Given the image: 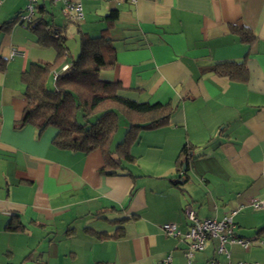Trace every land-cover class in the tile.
Masks as SVG:
<instances>
[{
  "label": "crops",
  "instance_id": "1",
  "mask_svg": "<svg viewBox=\"0 0 264 264\" xmlns=\"http://www.w3.org/2000/svg\"><path fill=\"white\" fill-rule=\"evenodd\" d=\"M80 1L98 18L79 26L88 36H98L104 16L117 10L107 33L116 62L100 79L119 82L123 96L170 103L174 111L167 126L140 131L130 148L134 163L103 173L99 149H58L54 127L41 135L30 124L15 127L26 104L21 72L32 62H52L56 50L18 19L0 30V264H157L168 253L171 264H187V240L164 235L161 225L175 223L184 233L185 205L199 218L219 219L239 204L234 230L251 245L227 248L233 263L247 261L232 259L260 246L264 235V208L249 205L264 200V0ZM26 2L0 0V23ZM50 2L39 1L36 17L67 38L68 27L48 13ZM232 26L248 28L254 41L240 42ZM243 59L245 83L208 71ZM184 145L191 155L182 171ZM10 220L21 229H6ZM215 245L208 240L191 264L213 257Z\"/></svg>",
  "mask_w": 264,
  "mask_h": 264
},
{
  "label": "trees",
  "instance_id": "2",
  "mask_svg": "<svg viewBox=\"0 0 264 264\" xmlns=\"http://www.w3.org/2000/svg\"><path fill=\"white\" fill-rule=\"evenodd\" d=\"M19 14V13H18ZM18 14L0 23V30H7L18 19ZM117 18V10L111 9L103 20L106 26L98 36H88L79 32V52L68 58V48L64 36L54 37L59 29H48L51 26L46 20L35 17L29 28L37 40L46 44L51 42L56 50L52 62H32L21 72L20 80L24 86L25 107L15 127L26 124L35 127L38 135L49 126L56 129L52 145L58 149L90 152L99 149L104 157L101 172L115 174L123 170L124 164L135 162L131 145L138 138L140 131L167 126L174 108L170 103L139 102L119 94L125 89L119 82L101 80V71L114 67L116 52L108 38V29ZM240 42L250 44L254 36L246 27H231ZM4 64L0 60V66ZM66 65L65 69H61ZM57 74L53 87H47L51 72ZM219 76L229 80L245 83L248 69L245 59L239 62L224 61L208 68ZM126 120L123 137L111 147L113 137L118 129V116ZM191 147L184 145L177 157L178 170L181 169V158L191 155ZM186 174V172H182ZM186 176V175H185ZM177 185V181H172ZM8 230L21 229L12 220L6 224ZM261 228L258 232H263ZM108 235L97 233V237Z\"/></svg>",
  "mask_w": 264,
  "mask_h": 264
},
{
  "label": "built area",
  "instance_id": "3",
  "mask_svg": "<svg viewBox=\"0 0 264 264\" xmlns=\"http://www.w3.org/2000/svg\"><path fill=\"white\" fill-rule=\"evenodd\" d=\"M40 0H27L24 11L18 14V21L25 25L29 24L36 17V10ZM113 3H118L122 0H106ZM135 2V0H128ZM52 3H59V12L66 19L74 22L80 21L83 18V6L80 0H51ZM53 31V30H52ZM54 37H58V33H53ZM15 50L12 51V54ZM66 65H63L61 69H65ZM57 72L53 71V79ZM249 205L254 210L264 208V200L251 199ZM244 205L239 204L235 208L225 212L219 219L208 217L199 218L195 211L189 206L185 205L183 211L188 222L187 230L181 233L175 223H164L161 225V229L164 235L180 238L183 237L187 240V246L183 251V255L187 261V264L192 263V259L196 252L202 251L210 239H216V245L213 257L209 258L204 264H264L260 261H237L233 263L230 260V251L227 245L238 244L247 250L251 245V241H248L238 236L234 230V216L241 212ZM260 246H264V238L256 242ZM224 257L220 260L219 257ZM171 254H166L157 264H171Z\"/></svg>",
  "mask_w": 264,
  "mask_h": 264
},
{
  "label": "rangeland",
  "instance_id": "4",
  "mask_svg": "<svg viewBox=\"0 0 264 264\" xmlns=\"http://www.w3.org/2000/svg\"><path fill=\"white\" fill-rule=\"evenodd\" d=\"M47 5V10L48 13H52L53 17V21L57 24H59L60 22L62 24H65L68 27V30L66 32V45L69 47V51H70V57H75L78 54V50H79V33H78V29L79 26L84 22V20H88V21H93V20H97L98 18H95V14L94 12L91 13V15L87 16V11L84 10V14H83V18L80 21L77 22H67L68 20L63 17L61 15V13L59 12V3H48ZM24 11V10H23ZM59 22V23H58ZM84 24V23H83ZM48 29H52L51 26H49ZM126 123V120L119 115L118 116V129L113 137L112 140V144L111 146H114L118 141H120L122 139L121 135L123 134V132L125 131V127H123V124ZM260 238H264L263 236H260ZM256 245V244H255ZM237 254L242 255V257L237 258V256H233L232 260H247V261H255V260H261L262 258H264V247H260V246H251L250 250L248 253H242L241 251H239ZM221 260H223V257H220Z\"/></svg>",
  "mask_w": 264,
  "mask_h": 264
},
{
  "label": "water",
  "instance_id": "5",
  "mask_svg": "<svg viewBox=\"0 0 264 264\" xmlns=\"http://www.w3.org/2000/svg\"><path fill=\"white\" fill-rule=\"evenodd\" d=\"M187 168V158L184 157L182 161V171H185Z\"/></svg>",
  "mask_w": 264,
  "mask_h": 264
}]
</instances>
